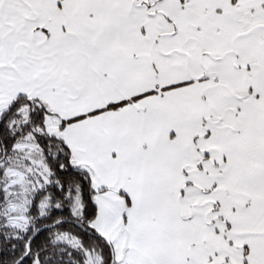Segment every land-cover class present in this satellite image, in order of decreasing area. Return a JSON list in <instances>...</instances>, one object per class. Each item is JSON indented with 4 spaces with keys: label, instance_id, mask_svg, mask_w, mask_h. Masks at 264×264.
Wrapping results in <instances>:
<instances>
[{
    "label": "snow or ice",
    "instance_id": "obj_1",
    "mask_svg": "<svg viewBox=\"0 0 264 264\" xmlns=\"http://www.w3.org/2000/svg\"><path fill=\"white\" fill-rule=\"evenodd\" d=\"M0 264H264V0H0Z\"/></svg>",
    "mask_w": 264,
    "mask_h": 264
},
{
    "label": "trees",
    "instance_id": "obj_2",
    "mask_svg": "<svg viewBox=\"0 0 264 264\" xmlns=\"http://www.w3.org/2000/svg\"><path fill=\"white\" fill-rule=\"evenodd\" d=\"M39 239V238H38Z\"/></svg>",
    "mask_w": 264,
    "mask_h": 264
}]
</instances>
